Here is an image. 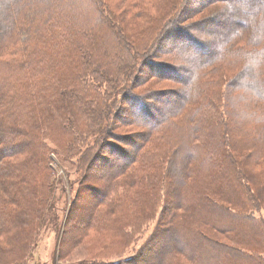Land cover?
<instances>
[{
  "label": "trees",
  "instance_id": "1",
  "mask_svg": "<svg viewBox=\"0 0 264 264\" xmlns=\"http://www.w3.org/2000/svg\"><path fill=\"white\" fill-rule=\"evenodd\" d=\"M108 1L0 0V145L5 147L0 149V163L5 159L7 161H4V164L12 159L17 161L20 152L32 156L37 155L38 159L40 158L39 148L42 144L47 147V143L44 142L46 137L43 130L28 124L24 126L25 130L21 129L18 132L16 129L20 127L18 124L15 126L14 124L25 113L38 114L36 119L37 117L39 119L41 115L43 118L45 113V115H49V111L55 110L57 105H65V97L73 98V96L66 92L61 76L69 77L73 75L77 77L75 91L82 95V98H80L81 96L75 97L80 106L78 109L84 111L87 115V121H89L91 128L97 126L98 130L96 141L91 148H85L86 145H84L77 149L73 147V144L68 148L74 154V157H77L79 170L82 169V162L86 168L85 171L92 168L95 156L94 154L90 156V152L95 146L100 151V145L103 141H106L107 130L101 128V126L111 118V109L113 111L115 108L113 106L117 102V93H131L133 70L139 61V55L141 56L146 52L144 50L138 52L134 43L129 41L128 35L121 37V30L114 29V22L108 17L109 15H105L108 12L106 9ZM174 1L175 5H173ZM186 3L187 0L167 1L166 7L168 11L169 9L173 11V15L164 24L163 30L167 25H171L178 17L185 14L184 6ZM231 5L236 6L238 14L235 11L234 13L236 16L241 15L243 22L234 24L233 36H228L230 39L232 37L235 39L239 35L238 29L247 33L251 21L264 19V0H236ZM88 25L92 28H89ZM95 31L106 37L107 41L98 36ZM162 33L161 31L157 32L158 39ZM111 41L112 44L117 45L115 49L118 58L111 65L102 64L98 61V58L109 59L105 44L108 45ZM120 44L122 47L118 48ZM224 44L218 48H223ZM186 46L189 47L188 44ZM218 48L216 45L214 49L216 51L200 53L202 58L196 63H193L191 59L184 55H179L180 62L190 64V68L199 71L198 79L191 90V96H185L183 92L182 100L185 97L187 101L182 102L181 100L178 105L176 104L177 106L181 104V107L177 108L175 105L174 109L171 108L159 119L150 115L146 111V107L143 106L144 116L140 117L142 123L137 124L140 125L139 128L146 130L144 142L137 145L136 153L126 162L124 166L126 168V179L123 182L127 183L126 188L123 189L126 193L132 185L141 191H138L135 194L136 196L133 195L132 198L128 199L125 196L118 195L108 197V203L105 204L103 210L98 211L96 224L85 230L86 233L90 231H95V234L107 233L109 228H106V226L116 222L120 237L122 233L129 238L135 236L137 229H140L147 222L148 216L154 217L158 202L163 204V208L159 213L162 217L166 206V204L164 206V198L167 194L169 195L170 189L179 187L180 176L183 173L185 177L190 178L188 182L189 192L186 193L189 196L185 195L183 199H179L180 202L177 207L171 211L175 210L176 213L174 214L183 217L182 221L185 223H173V225H178L168 227L166 230L177 231L178 229L182 232L181 235L187 240H192L194 245L187 244L186 240L187 249L178 247H170L167 250L159 249L157 252L159 256L158 263L264 264V216H261L262 213L264 215V181L262 183L264 176L251 174L252 170L249 168L252 166L253 169L257 167L261 169V164H264V136L257 131L250 130L253 135L245 143L247 144V141L248 144L250 142L254 143L251 147L254 153L261 156L257 158L261 161L254 160L256 163L250 166L241 164L231 147L232 140H240L241 137L239 135L232 136L233 130L230 131L228 122H224L225 119L227 120V115L230 116V114L225 109L223 94L225 84L231 77L232 69L227 63L216 60ZM29 49L31 50L29 51ZM32 50L36 51V55L40 58L39 62L47 59L56 67L54 68L53 65L52 68L43 71V69L36 67L37 65L36 68H32L28 67L27 63H15L20 59L25 61L26 56L30 55ZM66 50H71L70 55L72 56L68 63L64 62L67 54ZM60 64L63 66L61 69L57 67ZM197 64L200 67H197ZM23 65L25 68H23ZM207 67H210L209 72ZM44 74L51 76L46 81H39L37 77H43ZM52 75L56 76L52 77ZM216 75H220L222 78H225L226 75V78L223 81L219 80L220 76L212 79V76L215 77ZM204 78H207V80H204ZM189 79L190 73H188L186 82L185 79L180 81L179 90L183 91ZM32 81L40 83L30 85L29 82ZM56 82H61L62 86H57ZM30 88L32 92H30ZM119 88L124 90L116 93V89ZM177 92L171 93L178 94ZM193 99L194 102L192 103ZM71 101L73 100L71 99ZM131 102L129 103L131 104ZM42 106H44V110ZM65 109L68 108L65 107ZM216 111L219 113H216L219 119L213 126L212 122L216 117L212 112L215 113ZM53 113L62 114L55 111ZM133 115L137 114L134 113ZM51 117L47 120H52L55 115ZM44 118H47V116ZM177 118L181 120L179 123L176 122ZM172 119L175 120L171 122ZM232 123L235 124L233 121ZM222 126L224 132L221 133L220 128ZM240 127L242 126L240 125ZM243 133V137H248L246 131H243ZM255 135H257V138H255ZM25 137H28V140ZM156 139L162 140L158 142ZM182 147L186 148L188 160L186 157L180 159L184 153ZM51 150L60 155L57 150ZM196 158L199 161L193 162ZM178 163L180 164L179 173L175 174L174 168ZM190 163H197L199 168L203 169V173L199 174L202 178H205L202 183L206 186L193 181L196 180L194 176L196 168ZM6 166L8 167L2 169L3 173L0 176V180H3V182H0V195H3L6 200L11 198L10 201L16 203L17 197L23 198L22 195L25 191L24 182L26 180L22 179L33 181L35 178L31 176L33 167L28 168L23 163H20V166H10L8 164ZM247 166L248 171L245 169ZM19 169L23 171H17ZM83 171L80 174L81 180L86 178ZM17 173H22V176L17 178ZM143 173L145 175L140 182L137 180V175H143ZM7 179L10 180L6 181ZM159 180H161V183H167L166 185L160 184L161 189H159V186L156 191L152 184L159 183ZM211 185H214L215 190L212 192L214 194L210 195L206 187ZM4 186H8V190L3 189ZM36 186L34 185L32 190H35ZM181 186H184V182L181 183ZM156 192H163V199L158 197ZM141 193L147 197L145 203L143 202L144 207L140 200ZM14 197L15 200H13ZM215 197L216 199H214ZM4 199L0 201V214H2V217H5L2 211ZM155 200L156 203L154 204ZM103 201L102 197L99 204H102ZM127 204L133 205L132 210H126ZM95 211L97 210H94V213ZM216 214L220 216L218 215V217ZM120 218L122 220H119ZM5 220L2 218L0 222L6 223ZM170 220L168 218V224ZM225 220L227 222L231 221L230 224H224L227 223ZM99 221H102V223ZM220 224L225 229H221ZM157 227L155 234L133 254V257L116 262H104L98 261V258H92L80 264H142L155 255L152 246L156 242V234L164 231L160 223ZM216 234L224 236L229 243L224 244L218 241L214 237ZM120 237L115 242L114 249L115 246H118ZM1 241L0 246H3L1 244L8 240ZM232 244L237 247L232 246ZM7 247H10V245ZM18 260L13 261V264L20 263Z\"/></svg>",
  "mask_w": 264,
  "mask_h": 264
},
{
  "label": "rangeland",
  "instance_id": "2",
  "mask_svg": "<svg viewBox=\"0 0 264 264\" xmlns=\"http://www.w3.org/2000/svg\"><path fill=\"white\" fill-rule=\"evenodd\" d=\"M167 1L168 0L108 1L106 9L109 13L106 12L105 15H109L108 17L114 22V29L117 31L118 29L121 30V37L128 35L129 41L134 43L138 52L143 50L146 52H142L144 54H141V56L139 55V61L133 70L131 93L126 92L119 94L117 92L124 89H116L117 102L115 106H113L115 107L113 111L111 109V118L105 121L104 125L101 126V128L107 130L106 141H103L100 145V151L95 146L90 152V156L93 154L95 156L90 170L85 171L86 168L83 162L81 164L82 169L79 170L77 157H74V154L71 153L68 148L71 144L77 149L84 145H86L85 148H91L96 141V132L98 130L97 126L91 128L89 121H87V115H85L84 111L78 109L80 106L75 100V97L78 98L81 96L80 98H82V95L75 91L77 88L76 76H61L62 83L66 87V92H69V95L71 94L73 96V98L65 97V105H57L56 109L53 108L55 110L49 111V115H45V113L44 117L47 116V118H42L41 115L39 119L38 117L36 119L38 114L30 115L25 113L18 122H15L14 126L18 124L20 127L16 129L18 132L21 129L25 130L24 126L28 124L41 128L46 137L44 142L47 143V147L42 144L41 148H39V159L37 155L32 156L28 153L24 154L20 152V157H18L17 161L12 159L10 162L6 163L10 166H20V163H23L24 166L26 165L28 168H30V166L33 167L31 176L35 178L33 181L25 178L22 179L26 180L24 182L25 191L22 195L23 198L20 199L17 197V201L15 197L14 199L12 198L16 203L10 201L11 198L6 200L3 195H0V201L4 199V205H2L3 208H1L5 215V217H2V214H0V221H2V218L6 219V223L0 222V243L2 242L1 240H8L1 244L3 246H0V264H13V261L17 259H19L18 262H20L17 264H80L92 258H98V261L116 262L121 259L133 257V254L143 247L147 240L155 234L159 223L164 231L156 234V242L152 246L155 255L142 264H159V256L157 255L159 249L167 250V248L170 247L187 249V238L181 235V231H178V229L177 231L166 230L168 227L176 226L179 223H185L182 221L183 217L174 214L176 213L175 210L171 211L177 207V204L180 202L179 199H183L185 195L189 196L186 193L189 192L188 182L190 178L185 177L183 173L180 176L181 181L179 187L177 186V188L170 189L169 195L167 194L166 198H164V206L165 204L166 206L162 217H160L159 213L163 208V204L158 202L155 208V214L153 215L154 217L148 216L147 222L142 225L140 229H137L135 232L137 234L135 236L133 235L129 238L122 233L120 237L116 222L106 226V228H109L107 233L95 234V231H90L89 233L85 231L96 224V218L99 214L98 211L103 210V207L108 203L110 197L118 195L125 196L128 199L132 198L133 195L136 196L135 194L141 191L134 185L127 189L128 191L126 190L127 193L123 191L127 186V183H123L126 179V168L124 166L136 153L137 145L144 142L146 130H142L139 128L140 125L137 124L142 123L141 118L144 116L143 108L146 107V111L150 115L159 119L162 115L170 111L171 108L181 107V104L177 106L182 100V96H184L183 91L179 90L181 85L180 81H184L185 79L186 82L188 73L183 70L178 71L177 68L174 67V65L177 64H185L180 62L179 55L186 56L188 59H191L193 63L198 62L199 59L202 58L200 53L204 51H208L209 53L216 51L214 50L216 45L217 48L220 47L228 38L230 39V37H228L229 35L233 36L232 29L235 26L234 24L236 22H243L241 15H235V13L238 14L236 12V6L231 5L235 3L236 0H187L184 6L185 14L178 17L177 20L173 21L171 25H167L163 30L164 24L171 15H173V11L170 9L168 11L166 7ZM173 5H175V1ZM88 27L92 28L90 25H88ZM159 31L163 33L158 39L157 32ZM95 33L107 41V38L99 34L98 31H95ZM232 39L234 40V37H232ZM186 44H188L189 47H187ZM105 45L107 47V53H109L108 57L111 61H109L108 58L102 57H99L98 61L102 62V64L111 65V63L118 58L115 49L117 45L112 44V41L109 42L108 45ZM120 47H122L121 44L118 45V48ZM30 50L31 49H29V51ZM66 52L67 54L64 62L68 63L70 57H72L70 55L71 50H66ZM39 59L40 58L36 55V51L32 50L30 55L26 56L25 61L20 59L15 61V63H27L28 67H39L43 69V71L44 69L52 68L54 65L52 62H48L47 59L42 62H39ZM38 62L40 63L39 65ZM186 65L190 67V64ZM55 67L56 65H54V68ZM57 67H60V69L63 68L62 64ZM197 67H200V65L197 64ZM23 68H25L24 65ZM93 68L91 69L93 70ZM207 68L209 72L210 67ZM50 76L49 74H44L43 77L37 78L39 81H46ZM55 76L56 75H52V77ZM219 76H212V79L218 78ZM219 78L220 81H223L226 75L225 78H222V76ZM204 80H207V78H204ZM29 83L30 85H36L40 82L37 83L32 81ZM56 84L57 86H62L61 82H56ZM29 90L32 92L31 88ZM171 92H177L178 94ZM133 94L138 96H134ZM184 98L185 97H183L182 102H184V100L187 101V99ZM71 99L73 101H71ZM129 102H131V104ZM191 102L193 103L194 99ZM65 107L68 109H65ZM43 108L44 106H42V109ZM54 111L56 113L61 112L62 114H54ZM134 113L137 115H133ZM216 113L218 112H212L216 117L212 122L213 126L218 122L217 119H219ZM53 115H55V118L47 120ZM138 117L141 118L139 119ZM177 119L176 122L179 123L181 120L179 118ZM174 120L175 119H172L171 122ZM231 120V117L227 115V120L225 119L224 122H228L230 131L233 130L234 133H232V136L239 135L241 137L240 140L234 141L233 139L231 147L234 149L240 163L250 166L256 163L254 160H259L257 158L261 157L254 153L251 147L254 143L250 142L248 144V141L247 144L245 143L246 140L253 135V132L243 126V128L240 127L239 124L232 123ZM99 125H101V123H99ZM220 131L221 133L224 132L223 126L220 128ZM243 131L248 133V137H243ZM259 133L264 136L263 131H259ZM257 135H255V138H257ZM154 137H156V135H154ZM26 138L28 140V137H25V139ZM161 140L162 139H156L158 142H161ZM1 148L5 147L0 145V149ZM51 149L57 150L61 156ZM185 150L186 148L182 147V152L184 151V153L181 155L180 159L186 157L188 160ZM4 161H7V159ZM4 161L0 163V176L3 173L2 169L8 167L4 164ZM197 161H199L198 158L193 160V162ZM190 164L196 168V172H194L196 173L194 175L196 180L193 181L202 183L205 178H202L199 173H203V169L201 170L197 163ZM248 166L245 167L247 171ZM249 168L252 170L251 174L264 176V164H261V169L258 167L253 169L252 166ZM179 169L180 164L178 163L174 168L175 174L179 173ZM82 170H84L83 172L86 174L84 180H81L80 174ZM17 171L23 170L19 169ZM144 175V173L143 175H137V180L141 182ZM21 176L22 173L16 174L17 178ZM8 180L10 179L6 181ZM263 181L264 179H262V183ZM0 182H3V180L1 179ZM182 182H184V186H181ZM166 183L167 182L161 183V180H159V183L156 182L152 185H154V190H156L159 186V189H161V185H166ZM34 185L37 186L35 190H32ZM202 185L206 186L204 183H202ZM3 189L8 190V186H4ZM206 190H209L208 193L210 195L214 194L212 193L215 190L214 185L207 186ZM162 193L163 192L157 193V196L161 199H163ZM102 197L104 201L102 204H99ZM225 197L228 199L227 196ZM146 198L147 197L144 196L143 193L140 194L142 203H145ZM214 199H216V197ZM144 203L142 204L143 207ZM155 203L156 200L154 204ZM132 207L133 205L127 204L126 210H132ZM94 210L97 211L94 213ZM216 215L218 216L219 214ZM261 216H264L263 213ZM168 218L171 219L169 224ZM119 220H122V218ZM159 220H161V222H159ZM225 221L227 222V220ZM99 222L102 223V221ZM176 222H178V224L173 225V223ZM230 222L231 221H228L224 224H230ZM220 227L221 229H225L222 224H220ZM119 237V244L117 247L115 246L114 249L115 242ZM214 237L224 244L229 243L222 235L218 236V234H216ZM112 241L114 242L112 243ZM251 243L253 244L254 242L252 241ZM187 244L194 245L190 239L187 240ZM9 245L10 247H7ZM232 246L237 247L234 244H232ZM117 255L119 256L115 258Z\"/></svg>",
  "mask_w": 264,
  "mask_h": 264
},
{
  "label": "clouds",
  "instance_id": "3",
  "mask_svg": "<svg viewBox=\"0 0 264 264\" xmlns=\"http://www.w3.org/2000/svg\"><path fill=\"white\" fill-rule=\"evenodd\" d=\"M237 32L234 40L229 39L223 48L217 49L216 60L232 69L223 102L233 122L248 130L264 131V19L251 21L247 33L239 29ZM174 67L190 73L183 92L191 96L198 70L186 64Z\"/></svg>",
  "mask_w": 264,
  "mask_h": 264
}]
</instances>
